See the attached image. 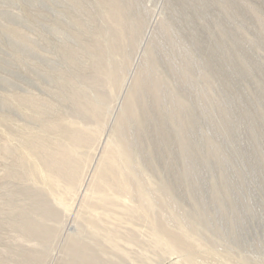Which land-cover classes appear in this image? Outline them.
<instances>
[{"label": "rangeland", "instance_id": "1", "mask_svg": "<svg viewBox=\"0 0 264 264\" xmlns=\"http://www.w3.org/2000/svg\"><path fill=\"white\" fill-rule=\"evenodd\" d=\"M0 264H264V0H0Z\"/></svg>", "mask_w": 264, "mask_h": 264}]
</instances>
